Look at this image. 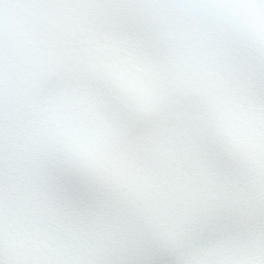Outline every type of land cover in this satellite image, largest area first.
I'll use <instances>...</instances> for the list:
<instances>
[{
    "label": "snow or ice",
    "instance_id": "1",
    "mask_svg": "<svg viewBox=\"0 0 264 264\" xmlns=\"http://www.w3.org/2000/svg\"><path fill=\"white\" fill-rule=\"evenodd\" d=\"M0 264H264V0H0Z\"/></svg>",
    "mask_w": 264,
    "mask_h": 264
}]
</instances>
